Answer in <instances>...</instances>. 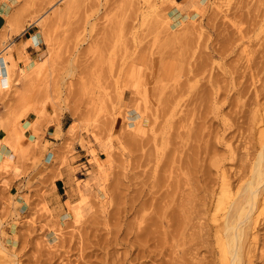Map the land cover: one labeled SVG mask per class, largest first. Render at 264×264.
I'll use <instances>...</instances> for the list:
<instances>
[{"label": "rangeland", "instance_id": "1", "mask_svg": "<svg viewBox=\"0 0 264 264\" xmlns=\"http://www.w3.org/2000/svg\"><path fill=\"white\" fill-rule=\"evenodd\" d=\"M237 4L241 27L259 19L243 43L233 24ZM2 9L0 153L8 146L11 154H0V264H109L105 251L121 254L123 247L106 239L121 236L126 222L138 230L151 207L136 213L132 206L156 182L148 174L162 173L171 149L182 167L200 144L206 165L224 153V141L238 154H256L259 134L252 114L242 112L254 86H264V0H0ZM43 58L40 68L29 67ZM208 77L245 85L247 93L215 113L202 100ZM227 115L241 127L218 142ZM48 131L64 136L62 143L49 142ZM223 164L237 165L229 158ZM259 230L264 250V226ZM201 249L197 264L208 259ZM252 259L264 264V254Z\"/></svg>", "mask_w": 264, "mask_h": 264}, {"label": "bare ground", "instance_id": "2", "mask_svg": "<svg viewBox=\"0 0 264 264\" xmlns=\"http://www.w3.org/2000/svg\"><path fill=\"white\" fill-rule=\"evenodd\" d=\"M235 9L236 10L234 14H236V20L234 19L235 22H232H234L233 24L235 25V31H237L236 33H238V35L236 34V36H238V43H243L247 34H249V32H252V27H255V25L258 24L257 20L259 19L253 18L251 20L252 22L250 21L251 23H249L247 27H241L243 18L242 14L240 13V4L235 5ZM247 38L249 39L250 37ZM247 51L249 53L244 52V60L246 62V67L252 71V68L254 67L252 66V62L254 59H252L251 56L253 54L250 55V52L252 51H249V49ZM7 54L9 55V53ZM26 59L28 58L26 57L23 60ZM46 59L40 62L36 61L30 63L29 67L32 69V67L34 68L37 64V68H40L41 65L43 66ZM255 68L257 67L255 66L254 70ZM26 69L27 68H22V71H25ZM193 76L195 77V74ZM214 80L208 77L207 82H209V84L207 85L208 87H205L207 88V90H204V95L202 94V100L204 101V103L207 102L208 108H210V110L214 111L215 113L216 109L222 108V106L227 102L231 104H237V102L242 99L240 96L247 93L246 89L248 87H244L245 85H240L237 87V85L232 81V87H229V82L227 81V83H224L223 85L222 83L220 84L217 79L216 81ZM192 87H194V85ZM257 87V85L254 86V88L252 87L253 89L250 91L251 93H253L251 94V96L253 97H251L250 95V97H246L247 101H249L247 105L249 111H246L247 109L242 108V113H244L245 111L252 114L250 116L251 125L258 131L259 134V138L257 137L258 141L256 146V154H254L251 158L250 156H248L249 154L247 152L246 155L245 153L244 155L238 154L236 152V148L232 147L230 145V142L224 141V153H213L212 155H210L211 158L209 159V164L206 165L207 160H205V157H208L209 155L205 156L204 158L202 156L201 158L200 150L202 149H200V144V146L196 147V154H192L193 152L189 153V157L185 153L188 157V160H185L188 163L186 162V167H182L180 166L182 163L176 166L173 164V162L176 163L175 160L177 162H181L182 157L180 158V156H178L179 154H175L174 149H171L170 153L167 151L165 155L167 153L169 154L166 155V160H164V157L162 165L160 163L162 168H158V171L160 170V172L162 173L157 172L156 177L155 174H148L149 176H152L153 181H156L159 184L153 182V184L150 185L151 187H149L150 189L148 191H144V198L140 202H138L137 206H132L133 212L137 213L139 210L144 209V206H146L147 204V208H149L150 204L151 212L146 215L142 213L139 216V226L137 224L135 225L136 228L138 227V230L135 228L136 231H132L131 229L134 228H132V226H134L133 223H130L132 224L131 226L129 223L126 225V222L124 223V228L121 232L123 234H121V236L119 235L120 233L118 234V231H116L114 233L115 235L106 239L107 246L110 244H118V246L123 247V252L121 254L117 253L115 255L114 251H105L106 256H113L111 259V263L109 264H145V260H148L150 262L152 261L153 264H197V261H201L198 257V255L200 254V248H202L201 250L206 251L205 253H207L208 256V259L204 262V264H251L253 261L252 258L259 259V257L264 254V250H262L261 247L258 246L260 242L259 240L261 238V232L259 229L264 226V103L261 102V99H264V86H262L261 88ZM221 95L223 97H221L222 99L219 98ZM219 99H221V101ZM197 106L194 105V108L196 107L197 109ZM242 106H244L243 103ZM156 116L153 117H155L156 119L158 117ZM162 118L163 117H161V119ZM220 120L223 125L222 135L220 131H216L214 137L218 142L222 141L221 139L224 137L223 133H225L226 130L232 128L240 129L239 127H241L239 123L234 122L232 119H230L228 115L222 116ZM150 130L152 131V129ZM141 132H143V129L141 130ZM153 132L154 131H152L151 133ZM152 135H154V133ZM154 138L152 137L153 141H156L154 140ZM162 138L164 140L163 143L168 142L166 141L168 139L167 137H165V135H162ZM208 139H210V137ZM197 140L200 139L197 138ZM208 145L206 146V148L208 147ZM208 148L207 149L210 150V147ZM211 149L216 150L214 149V147ZM213 150L211 152H213ZM177 151L180 150L178 149ZM202 152L205 151L203 150ZM156 153L158 157L156 159L159 160L163 153L160 149L157 150ZM208 153L211 154L210 152ZM150 154L147 155L150 156ZM173 154L177 155L178 157L174 156ZM185 154H183V156ZM191 155L193 156L191 157ZM176 157L179 159H176ZM149 158L151 159V157ZM226 158L234 161V163H236L237 165L226 167L223 164ZM197 161H199V163ZM189 162L192 163V168L188 166V164L190 165ZM201 162L203 163L204 168H201ZM150 172L152 171L150 170ZM173 178H175V180H173ZM185 186L187 187L186 190L184 188ZM101 196H103V194L100 193V197ZM138 196L140 197V195ZM75 211L78 213V210ZM108 232L109 230L107 231V233ZM1 245L3 246V244ZM2 251L3 250L0 248V257L3 255L5 256ZM167 254L168 256L170 255L168 260L165 259V256ZM172 254L175 255L171 256ZM8 256L10 255L7 254L6 257L8 258ZM204 258H206V256H204ZM6 261H3V263L5 262L4 264H6Z\"/></svg>", "mask_w": 264, "mask_h": 264}, {"label": "crops", "instance_id": "3", "mask_svg": "<svg viewBox=\"0 0 264 264\" xmlns=\"http://www.w3.org/2000/svg\"><path fill=\"white\" fill-rule=\"evenodd\" d=\"M4 12V10L2 9V12H0V13H3ZM4 23H3V16H2V14H0V27L3 25ZM14 44H15V47H16V49H19V48H21L19 45H18V42L16 41V42H14ZM31 44L32 45H35V46H38V44L36 45L35 43H33V42H31ZM29 47H31L30 45H27L26 47H25V53H26V55H27V53L29 52L28 51V48ZM28 57V56H27ZM65 122H64V119L62 120V124H64ZM62 129H63V125H62ZM50 132L51 131H48V136H49V134H50ZM28 136H29V138H31V139H35L36 138V135H35V133H33L32 131H29L28 132ZM63 139H64V136L63 137H59V138H56V139H53V137H50L49 136V139H47V140H49V142H52L53 144H60V143H62V141H63ZM51 146H49V148H50ZM0 154H11V150H10V148L8 147V146H5L3 149H1V153ZM52 157V156H51ZM50 163H51V160H50ZM63 171H65V170H63Z\"/></svg>", "mask_w": 264, "mask_h": 264}]
</instances>
